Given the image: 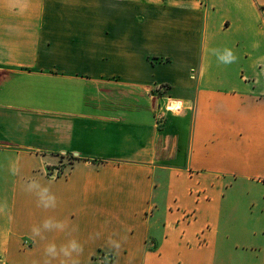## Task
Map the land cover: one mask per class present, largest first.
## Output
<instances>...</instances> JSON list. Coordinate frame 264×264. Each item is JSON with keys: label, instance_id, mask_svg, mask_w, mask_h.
Here are the masks:
<instances>
[{"label": "crops", "instance_id": "obj_1", "mask_svg": "<svg viewBox=\"0 0 264 264\" xmlns=\"http://www.w3.org/2000/svg\"><path fill=\"white\" fill-rule=\"evenodd\" d=\"M4 201L0 264H264V0H0Z\"/></svg>", "mask_w": 264, "mask_h": 264}, {"label": "clouds", "instance_id": "obj_2", "mask_svg": "<svg viewBox=\"0 0 264 264\" xmlns=\"http://www.w3.org/2000/svg\"><path fill=\"white\" fill-rule=\"evenodd\" d=\"M25 6H27L25 4ZM212 55L216 56L217 60L222 64H232L237 60V57L234 55L231 49L224 48L223 50L220 49H211L210 50ZM15 169L13 170V174H15ZM33 189H39V191H31L36 197H37V205L40 207H43L45 209L48 208H55L56 207V197L54 194L50 192V189L47 185L41 186L39 180L32 179L30 182L26 185V190L30 191ZM7 208V202H0V213H3ZM63 224L58 225V227L61 228V231H63ZM51 227V218L45 219L42 223V225L36 226L34 225L31 229L33 237H40L43 239L42 229L47 230ZM97 237L99 234H96ZM109 244H111L115 248H119L120 245L117 241L112 240L109 238L108 241ZM83 247L82 245L75 239L72 238L68 241L67 244L61 245L59 248V252H57V246L55 243H49L45 248V256L46 259L44 261V264H51V261L53 259H56L59 256H63L66 258H71L73 256V253H76L79 255L82 253ZM61 264H68L66 260L61 261ZM72 264H77V261L72 260Z\"/></svg>", "mask_w": 264, "mask_h": 264}, {"label": "rangeland", "instance_id": "obj_3", "mask_svg": "<svg viewBox=\"0 0 264 264\" xmlns=\"http://www.w3.org/2000/svg\"><path fill=\"white\" fill-rule=\"evenodd\" d=\"M153 92L156 94H171V91L167 88V87H163V86H158L155 87ZM63 171V169L61 167H58L57 170L54 171L55 174H60ZM257 186L253 187V192L260 194L262 191H258V188H256ZM161 195V193H158V196Z\"/></svg>", "mask_w": 264, "mask_h": 264}]
</instances>
